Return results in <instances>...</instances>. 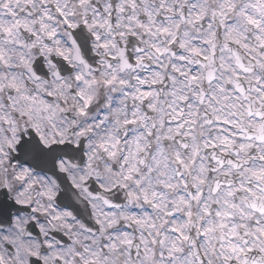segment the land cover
Instances as JSON below:
<instances>
[{"label": "snow or ice", "instance_id": "snow-or-ice-1", "mask_svg": "<svg viewBox=\"0 0 264 264\" xmlns=\"http://www.w3.org/2000/svg\"><path fill=\"white\" fill-rule=\"evenodd\" d=\"M0 264H264V0H0Z\"/></svg>", "mask_w": 264, "mask_h": 264}]
</instances>
